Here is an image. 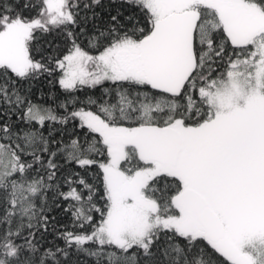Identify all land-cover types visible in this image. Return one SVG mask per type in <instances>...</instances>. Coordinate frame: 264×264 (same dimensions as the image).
<instances>
[{
  "label": "snow or ice",
  "instance_id": "1",
  "mask_svg": "<svg viewBox=\"0 0 264 264\" xmlns=\"http://www.w3.org/2000/svg\"><path fill=\"white\" fill-rule=\"evenodd\" d=\"M0 264H264V0H0Z\"/></svg>",
  "mask_w": 264,
  "mask_h": 264
},
{
  "label": "trees",
  "instance_id": "2",
  "mask_svg": "<svg viewBox=\"0 0 264 264\" xmlns=\"http://www.w3.org/2000/svg\"><path fill=\"white\" fill-rule=\"evenodd\" d=\"M48 39H51V37H48ZM41 44L44 43L43 40L40 41ZM104 87H111L110 84L105 83ZM103 89L100 86H97L95 89H84L82 91H78L75 93V96L78 97L81 100H84L88 96H92L93 98L99 97L102 93ZM50 94H55V98L57 102H63L65 98V94L62 92V90L59 89V86L56 85L55 87L49 85L46 81L37 82L32 87V99L34 102L39 104H49L52 106H55L53 97ZM78 123V122H77ZM79 132L80 130L77 129ZM61 219V224L68 225L71 227V216H65L63 213L59 214V217ZM51 239V237H49Z\"/></svg>",
  "mask_w": 264,
  "mask_h": 264
}]
</instances>
